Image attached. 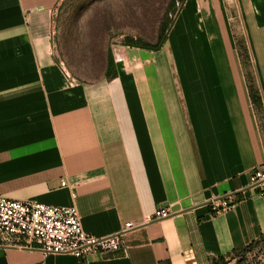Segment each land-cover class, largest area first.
Segmentation results:
<instances>
[{"label": "crops", "instance_id": "crops-1", "mask_svg": "<svg viewBox=\"0 0 264 264\" xmlns=\"http://www.w3.org/2000/svg\"><path fill=\"white\" fill-rule=\"evenodd\" d=\"M58 2L0 0V196L75 205L99 237L133 227L88 259L0 231V264H212L258 239L264 0H185L160 47L78 63L53 34Z\"/></svg>", "mask_w": 264, "mask_h": 264}, {"label": "rangeland", "instance_id": "rangeland-1", "mask_svg": "<svg viewBox=\"0 0 264 264\" xmlns=\"http://www.w3.org/2000/svg\"><path fill=\"white\" fill-rule=\"evenodd\" d=\"M183 4L184 0H59L54 13L57 45L70 63L130 39L155 45L161 35L168 37ZM226 262L264 264V240L245 255L228 256Z\"/></svg>", "mask_w": 264, "mask_h": 264}, {"label": "built area", "instance_id": "built-area-1", "mask_svg": "<svg viewBox=\"0 0 264 264\" xmlns=\"http://www.w3.org/2000/svg\"><path fill=\"white\" fill-rule=\"evenodd\" d=\"M250 183L264 194V164L255 168ZM238 200L236 193L229 192L212 198L210 205L214 213L220 214L234 207ZM170 214L169 208H162L154 213V218ZM131 227L133 223L127 222L122 231L99 237L83 228L75 205L60 206L0 196V231L25 238L27 246L35 244L45 254L68 253L88 259L97 252L118 250L125 246L124 232Z\"/></svg>", "mask_w": 264, "mask_h": 264}, {"label": "trees", "instance_id": "trees-1", "mask_svg": "<svg viewBox=\"0 0 264 264\" xmlns=\"http://www.w3.org/2000/svg\"><path fill=\"white\" fill-rule=\"evenodd\" d=\"M166 39L167 38L165 37V35L164 36L161 35L160 38H159V40H158V42L155 45L139 44V42H137L134 39H130L126 44H130V45H140V46L148 47V48H158V47H160L166 41ZM263 240H264V233H262L261 236L258 239L250 242L248 245H246V246H244L242 248L234 249L230 254H228L226 256H220L219 258L214 259L213 262H212V264H227L226 259H227L228 256H230L232 254H235V253L238 254V255H240V254L245 255V254L253 251L256 247H258ZM238 264H241V262L238 263Z\"/></svg>", "mask_w": 264, "mask_h": 264}]
</instances>
